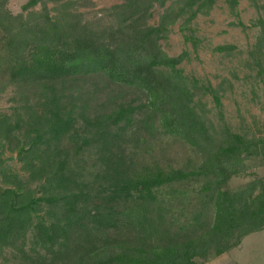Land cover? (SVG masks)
<instances>
[{"label": "trees", "instance_id": "1", "mask_svg": "<svg viewBox=\"0 0 264 264\" xmlns=\"http://www.w3.org/2000/svg\"><path fill=\"white\" fill-rule=\"evenodd\" d=\"M84 1L26 0V14H13L8 0H0V80L24 93L21 106L32 119L30 136L20 142L17 156L32 173L43 174L44 185L57 184L47 195L33 197L20 176L10 174L11 181L5 182L12 186L0 187V247L24 233L40 201L55 210L46 227L49 239L57 232L65 238L98 239V245L85 249V263L78 264H198L262 230L264 176L237 187L228 183L246 173L252 158L264 168V124L250 136L232 131L221 111L220 85L184 75L179 65L186 53L170 56L160 44L177 20L186 25L207 13L213 0H117L104 18L93 21L84 20L78 10ZM156 4L164 11L154 24L150 18ZM37 5L40 9H33ZM256 25L251 54L257 55L254 64L264 83V19ZM227 48L215 47L220 52ZM95 79L132 91L142 101L133 105V99L109 97L112 110L94 115L80 130L74 102L83 95L78 84ZM205 94L218 109L219 127L203 111ZM15 126L17 121L0 115V136L10 139ZM135 126L147 133L159 127L200 157L185 166L155 163L135 170L131 160L119 157L124 151L117 143L119 134ZM80 131L90 135L79 136L78 142L74 137ZM91 139L105 151L106 181L82 189L68 175V159L56 156L65 140L83 148ZM175 209L187 213L178 218ZM36 227L41 230V223ZM121 230L128 237L110 241L109 233Z\"/></svg>", "mask_w": 264, "mask_h": 264}, {"label": "rangeland", "instance_id": "2", "mask_svg": "<svg viewBox=\"0 0 264 264\" xmlns=\"http://www.w3.org/2000/svg\"><path fill=\"white\" fill-rule=\"evenodd\" d=\"M25 1L8 0L6 6L13 14H26L22 9ZM117 2L119 1L85 0L78 6V10L84 20L93 21L104 18L105 9ZM170 3L168 1L166 5ZM33 9L39 10L40 5ZM163 11L164 8L156 4L152 9L150 23H158ZM259 18L264 19V0H237L233 4L230 0H213L207 13L197 14L186 25L182 24V19L177 20L168 28L167 36L160 41L162 49L170 56L186 53L179 65L184 75L204 84L210 83L213 87L220 85L224 120L232 131L248 136L258 133L264 124V83L261 76L257 75V67L254 64L257 55L254 57L251 54L252 46L259 34V27L256 25ZM185 35H191L192 39L185 40ZM218 45H225L228 48L220 52L215 49ZM0 85L3 87L0 91V115L10 116L12 124L18 122V126L12 130V136L10 134V139L0 136V187L12 186L5 180L11 181L10 174L15 173L22 179V184L30 192L28 194L43 197L52 191L53 186L56 189L57 184L44 185L43 174L32 173L30 166L20 161L17 156L20 142L24 139L26 141L30 136L29 124L32 121L21 106L20 101L24 93L14 85L8 84L6 80H0ZM78 87L83 92V95L77 96L74 100L80 130L94 115L112 110L109 97L115 98L120 95L118 98L125 101L133 99V105L142 101L136 99L139 97L136 93L122 91L104 80H88L78 84ZM201 101L207 117L215 127H219L218 109L214 106L211 96L205 94L201 96ZM136 128L135 126L119 134L117 139L118 148L124 151V155L119 157L126 159V163L131 160L135 170L155 163L164 168L185 166L187 163H196L200 157L187 143L163 134L159 127L151 133L135 130ZM86 132H77L74 139L79 142V136L86 135ZM89 135L87 132V136ZM104 152L101 142L94 139L83 145V148H76L74 142L65 140L62 150L56 157L68 159V175L71 179L77 180L82 189H93L106 181L102 174L105 166L102 159H107ZM25 159L32 157L28 156ZM248 164L245 174L230 179L228 183L230 187H237L256 177L264 176V168L257 158H252ZM34 208L35 211L31 214L32 222L25 228L24 233L0 247V264L85 263V249L98 245V239L95 236H89V240H85V236L65 238V235L59 232L55 239H49L46 227L54 219L55 210H52L53 207L46 201H40ZM186 213L185 209L182 212L179 209L173 211L174 216L178 218H182L181 216ZM38 223H41V230L36 227ZM97 237L100 238V235ZM103 237H106V234ZM127 237L124 230L110 232L108 236L110 241L117 242ZM197 261L198 264H264V228L245 236L238 246L228 252Z\"/></svg>", "mask_w": 264, "mask_h": 264}]
</instances>
